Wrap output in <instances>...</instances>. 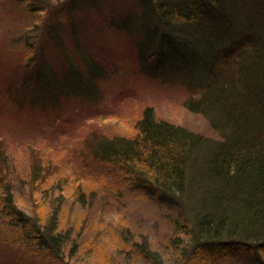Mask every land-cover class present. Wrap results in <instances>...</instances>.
<instances>
[{
    "label": "trees",
    "instance_id": "obj_1",
    "mask_svg": "<svg viewBox=\"0 0 264 264\" xmlns=\"http://www.w3.org/2000/svg\"><path fill=\"white\" fill-rule=\"evenodd\" d=\"M11 1L28 19V27L42 28L56 42L63 70L58 74L57 62L51 61L53 75L47 73L44 65L51 58L46 47L27 36L17 61L19 74L5 88L9 99L20 107L39 101L45 106L63 93L87 94L93 78L106 73L91 49L78 47L74 14L84 5L100 6L102 0ZM234 1L130 0L129 9L107 20L134 39L141 72L170 80L163 71L167 59L173 60L189 92L185 106L204 115L220 135L207 138L160 119L147 106L134 123V135L103 136L95 144L92 155L105 168L177 209L165 246L130 247L129 256L147 264H264V0H253L249 5L254 12L242 22L238 17V23L232 17L239 14ZM48 13L70 22L91 77L70 60ZM4 150L0 146V241L30 251L31 264H72L77 235L62 227L57 206L45 216L35 212V205H43L49 195L41 165H34L28 176L36 203L30 212L17 201ZM85 193L75 188L77 201L85 202Z\"/></svg>",
    "mask_w": 264,
    "mask_h": 264
},
{
    "label": "rangeland",
    "instance_id": "obj_2",
    "mask_svg": "<svg viewBox=\"0 0 264 264\" xmlns=\"http://www.w3.org/2000/svg\"><path fill=\"white\" fill-rule=\"evenodd\" d=\"M252 1L233 2L239 13L232 16L236 23L238 17L242 22L254 12L249 5ZM129 4L130 0H102L100 6L84 5L74 14L78 47L91 49L106 73L93 78L87 94L63 93L52 105L44 106L39 101L35 106L20 107L9 99L5 88L19 74L16 67L22 41L31 36L34 45L44 44V51L51 58L44 65L49 74L53 72L51 61L55 64L63 55L42 28L28 27L26 16L11 0H0V146L7 153L17 201L28 211L35 203L28 176H32L34 165H41L49 195L43 205L34 204L39 208L35 212L45 216L57 206L62 227L77 235L78 249L74 248L76 254L69 258L72 264H147L135 254L129 256L130 247L134 243L159 249L165 246L171 234V219L177 214L168 202L129 186L122 175L112 173L94 158L92 152L99 138L134 135V123L145 107L153 106L160 119L186 126L207 138L220 139L204 115L185 106L189 92L172 67L173 60L167 59L163 71L170 80L141 72L134 39L108 25V17L129 9ZM46 16L57 28L70 60L85 72L83 53L74 44L70 22L57 21L49 13ZM56 64L59 74L63 67ZM37 175L41 178L39 172ZM78 185L86 191L85 202L75 198ZM24 252L0 241V264H31V254H27L30 251Z\"/></svg>",
    "mask_w": 264,
    "mask_h": 264
}]
</instances>
